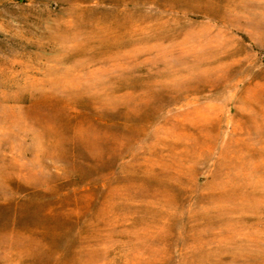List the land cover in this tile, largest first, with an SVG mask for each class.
I'll return each instance as SVG.
<instances>
[{
    "label": "rangeland",
    "instance_id": "rangeland-1",
    "mask_svg": "<svg viewBox=\"0 0 264 264\" xmlns=\"http://www.w3.org/2000/svg\"><path fill=\"white\" fill-rule=\"evenodd\" d=\"M0 264H264V0H0Z\"/></svg>",
    "mask_w": 264,
    "mask_h": 264
}]
</instances>
